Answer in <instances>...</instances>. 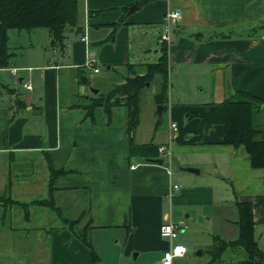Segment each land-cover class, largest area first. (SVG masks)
<instances>
[{
  "label": "crops",
  "instance_id": "obj_1",
  "mask_svg": "<svg viewBox=\"0 0 264 264\" xmlns=\"http://www.w3.org/2000/svg\"><path fill=\"white\" fill-rule=\"evenodd\" d=\"M172 8L182 16L167 43L159 36ZM77 11L62 45H48L37 28L38 49L0 68L23 71L0 80V264H159L182 237L162 236L163 222L178 223V211L212 216L215 206L237 218L236 201L251 203L264 242V169L243 145L221 142V123L200 133L196 115L237 90L264 99V0H77ZM163 50L167 98L149 124L141 101L131 134L125 104L90 107L101 86L110 90ZM101 69L96 93L79 86L82 74ZM157 75L153 104L162 75L146 82ZM170 121L178 129L168 175L158 146Z\"/></svg>",
  "mask_w": 264,
  "mask_h": 264
},
{
  "label": "trees",
  "instance_id": "obj_2",
  "mask_svg": "<svg viewBox=\"0 0 264 264\" xmlns=\"http://www.w3.org/2000/svg\"><path fill=\"white\" fill-rule=\"evenodd\" d=\"M77 0H0V68L7 67L13 52L8 45V30L15 28L31 31L47 30L56 44L62 45L64 31L77 28ZM142 70L131 69L122 81L104 92L97 93L90 107L103 105L106 110L115 103L128 108V132L131 134L138 123L140 97L155 73L162 75L160 91L155 94L156 103L163 104L167 98V64L162 51L156 62L145 63ZM264 107V99L243 90H237L221 101L215 102L205 111L197 112L198 131L201 133L215 123L224 126L222 143L243 145L249 153L253 167L264 169V123L258 120V112ZM238 234L225 240L213 236L209 249L211 264H223L221 255L228 249L243 247L247 252L246 264H263L264 251L254 236L252 206L249 201H236Z\"/></svg>",
  "mask_w": 264,
  "mask_h": 264
},
{
  "label": "rangeland",
  "instance_id": "obj_3",
  "mask_svg": "<svg viewBox=\"0 0 264 264\" xmlns=\"http://www.w3.org/2000/svg\"><path fill=\"white\" fill-rule=\"evenodd\" d=\"M37 31L38 29L27 31L15 28H10L8 30V45L10 50L13 52V55L10 58L9 62L10 66L20 65L17 61L28 59V55L38 49L40 44ZM49 44L50 41L48 45ZM22 72V70L19 71V73ZM0 76H2L0 80H8L9 82L13 80V77L10 75V72L6 68L0 71ZM82 76L87 78V82L82 83L81 79H79V86L81 88L84 87L87 90L93 88L97 89V85L95 84L105 79L103 69H101L98 74L86 71L85 74H82ZM158 79H160V76H155L149 83V85L145 87L141 94L140 101L142 103V109L144 108L147 113L144 117V125L149 124V111L151 109L158 113L159 104H153V94L157 91L159 83H157ZM106 88H109L107 84L101 86L100 92L106 91ZM262 113L263 112L259 114L258 120L261 118L262 123H264V113ZM156 117L158 118V114L156 115ZM159 122L161 124L164 123V115L161 116ZM171 167L176 170V165H171ZM214 211L215 212L212 216L209 212H203L204 214L201 213L197 218L193 216L186 217L185 213H187V211H178L179 216L181 217V221L177 219L178 223L176 224H179L177 235L182 237L179 239H175V243L179 242L180 244L186 246L188 252L185 258H181L175 264H211L209 249L213 243V236L217 235L225 240L233 239L237 236V227L232 222L236 219L235 209H223L220 206H215ZM226 218H228L229 221ZM258 236L259 235L255 233V239L259 242L258 247H261L260 249L264 251V247L262 246L264 245L263 237ZM247 257V252L243 247H237L235 250L228 249L221 255V258L225 261V263L223 264H246L244 263V261L247 259ZM174 261H176V259Z\"/></svg>",
  "mask_w": 264,
  "mask_h": 264
},
{
  "label": "built area",
  "instance_id": "obj_4",
  "mask_svg": "<svg viewBox=\"0 0 264 264\" xmlns=\"http://www.w3.org/2000/svg\"><path fill=\"white\" fill-rule=\"evenodd\" d=\"M182 12L179 8H172L165 12L163 19H162V31L160 33L159 39L161 41H165L167 43L171 40V28L175 25L181 18ZM86 27L83 28V33L81 35V39L86 40ZM84 66L91 67L92 61L87 59L84 63ZM11 74L13 76H17L19 72V68L17 67H10L9 68ZM94 71H98V68L94 67ZM23 87L26 89H30L31 85L29 83H23ZM178 129L177 123L174 121L169 122V134H168V142L167 144L159 145L158 150L162 154L163 157H166L168 163L166 165V173L168 175L172 174L171 165H172V151L170 148V142L175 137V133ZM174 188H177L178 185L174 184ZM179 226L171 220H167L160 225L159 232L162 236H165L169 239H173L178 234ZM186 251V247L180 243H175L166 250H164L161 260L159 264H172V259L176 256H181Z\"/></svg>",
  "mask_w": 264,
  "mask_h": 264
},
{
  "label": "water",
  "instance_id": "obj_5",
  "mask_svg": "<svg viewBox=\"0 0 264 264\" xmlns=\"http://www.w3.org/2000/svg\"><path fill=\"white\" fill-rule=\"evenodd\" d=\"M53 41L54 40L51 39V41H50V44L51 45L53 44ZM19 81H21L20 78H19ZM82 81L85 82L86 81V78L83 77L82 78ZM92 91L96 93L98 91V89L93 88ZM160 108H161L160 105H158V112H160ZM149 160H151L153 162H158V163H161L162 162V159H149ZM180 168L183 169V170H186V171L195 172V169L193 167H180Z\"/></svg>",
  "mask_w": 264,
  "mask_h": 264
}]
</instances>
